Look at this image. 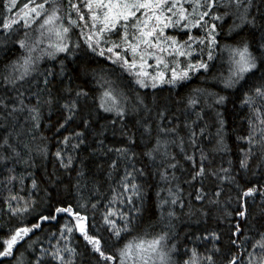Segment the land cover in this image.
<instances>
[{
    "label": "snow or ice",
    "instance_id": "obj_1",
    "mask_svg": "<svg viewBox=\"0 0 264 264\" xmlns=\"http://www.w3.org/2000/svg\"><path fill=\"white\" fill-rule=\"evenodd\" d=\"M0 53H12L0 71V129L5 133L0 137V216L8 220L0 225V264H264V0H0ZM70 59L75 67L69 71ZM45 60L55 61L59 73L40 71ZM107 65L131 78L137 87L134 101ZM65 76L79 82L77 87L65 85ZM194 76L206 86L175 101L196 116L184 123L185 137L166 106L157 107L155 90L165 85L177 89ZM208 86L238 93L247 113L241 121L245 130L236 135L239 155L235 163L227 159V166L223 156L230 147L223 114L216 111L214 135L208 134V125L198 126L202 96L211 98L209 107L229 99L208 92ZM45 112L56 113L55 122L43 125ZM100 113L112 126L121 125L123 146L106 149L115 154L107 179L118 175L107 193L99 182L92 185L93 202L80 195L81 184L87 183L75 154ZM130 115L136 117L135 132L125 123ZM44 127L60 137L52 154L58 169L54 166L40 182L33 177L26 189L27 177L16 165L30 169L36 157L48 158L51 137L43 134ZM137 132L144 144L140 152ZM177 171L187 172L186 195ZM258 173L261 180L250 179ZM153 180L154 208L148 203ZM73 190L75 204L66 198ZM233 193L235 223L227 208ZM101 196L107 201L102 211ZM257 199L254 215L248 205ZM89 211L93 219L99 213L98 224L89 226ZM183 217L228 220V246L220 245L221 235L214 229L193 236L191 248L180 245L175 222ZM157 221L165 225L160 231L154 230ZM53 222L57 231L41 240L37 233ZM79 238L82 248L73 244ZM25 245L27 262L18 247Z\"/></svg>",
    "mask_w": 264,
    "mask_h": 264
},
{
    "label": "trees",
    "instance_id": "obj_2",
    "mask_svg": "<svg viewBox=\"0 0 264 264\" xmlns=\"http://www.w3.org/2000/svg\"><path fill=\"white\" fill-rule=\"evenodd\" d=\"M25 2V0H20V3L22 4ZM73 40L76 39V36L73 35ZM222 43L226 42L222 39ZM11 47V46H10ZM12 56V53H0V71L3 70V65L6 62L4 57L5 56ZM14 58V57H13ZM67 68L70 71L72 68L75 67V65L71 62V59L66 62ZM111 71H113L114 78H118L120 84L123 86V88L128 92L129 96L132 97L134 101V92L137 90V87L134 84H131V78L127 76V74H124L121 72L119 68H116L115 66L107 65ZM216 66L220 67V62H216ZM40 71L46 72L48 70H51L55 73H59L60 68L59 65L55 61H48L45 60L40 64ZM42 79V78H41ZM65 85H70L72 88L77 87V83L79 82H70L65 76L63 78ZM206 86V82L202 78H198L197 76H194L193 79L188 82L187 85L181 86L177 89L169 90L168 86L165 85L162 88H158L155 91L158 93V100H159V107L160 105H164L167 108V115L169 119H172L174 123L180 124L181 126V135H184L186 137L187 130L183 128V125L185 122L191 123L192 120L196 119L195 114L193 113V110L188 109L185 111V105L181 103L180 105H177L175 101L182 100L183 98L187 97L191 92L193 88L201 87L204 88ZM89 88H93V91H95V88L92 84L88 85ZM140 92L148 91L149 93L152 92L151 89L143 90L140 89ZM208 92H219L222 95H228L229 99L226 101V103L222 106L214 105L213 107H209L208 105L212 104V100L210 97L202 96L200 99V104L197 106L196 111H201V114L203 116V119H201L198 122V126H204L205 124L208 125V134L214 135L216 128L214 125V120L216 116V111H220L223 114V118L226 121V130H227V143L230 147V152L223 156V160L225 161L227 159H232L233 162H236V157L239 155L238 151V145L236 143V135L237 133H242L245 130V126L241 124V121L245 118L247 115L246 110H242L239 106V100H238V93L236 95H232L228 92L222 91L219 86H208L207 87ZM207 99V103H205V100ZM147 102L151 106V95L147 97ZM89 104H91V101H89ZM179 109V110H178ZM143 112L141 111L140 116L143 117ZM153 117V120L150 122L153 123V126L155 124V111L151 114ZM106 114L100 113L99 116L96 117L93 127L87 131L86 136V143L80 147V149L77 150V153L75 154L77 156V164L80 166L79 162L82 161L83 164V171L85 173V181L87 183V187H85V184H81V196L84 199H88L91 196V199L93 202H96V197L91 195L90 189L92 188V185L94 183L99 182L100 187L102 189V192L107 193L109 184H115L117 173H113V179L108 180L107 179V171H109L108 164L110 160L115 158L114 153H108L106 151L107 148H115V147H122L123 144L121 143V137L119 135V129L121 125L112 126L107 119H102L101 117H105ZM178 117V119H177ZM57 118V114L53 113L51 116L47 112H45L44 119L42 121L43 125H48L49 120L52 122H55ZM136 117L133 115H130L128 119L125 121L127 123L128 128L132 129L134 132L136 131V128L133 126L135 122ZM106 125V126H105ZM103 127V135L98 136L97 133L101 130V127ZM197 127V131H198ZM4 129H0V137L4 135ZM43 134L46 136L51 137L48 141V149H49V156L47 159H41L39 157H36L34 160L35 167L34 168H26L24 165H16L17 172L24 174L27 179L25 180V188L29 189L31 187V179L34 177L38 180V182L46 180L47 174L51 173L53 171L54 166L58 169V161H56L54 155H52L57 147H58V140L60 139L59 136H53V133L48 130L47 127H44ZM66 134V133H65ZM22 139H26L25 137H22ZM136 139L138 144L140 145L138 148H136L137 152H140L143 150L144 144L141 140V137L139 135V132H137ZM103 140V145L99 144V141ZM0 142H2V139H0ZM36 143H40L39 140L36 141ZM204 146H207L209 141L206 139L204 140ZM60 147H63L62 145H59ZM185 147H188L187 140H185ZM103 149V150H102ZM173 151L174 154L177 155V159L181 162V164H184L185 162L182 160V154H180L179 149L173 147L170 149ZM70 151V149H68ZM191 151V149H189ZM198 155V153H197ZM221 162V157H217V163ZM145 164H147V160L144 161ZM11 166V164L9 165ZM140 164H137V167H139ZM254 167V166H253ZM60 172H63L62 169H59ZM123 171V165H121V172ZM29 173H32L31 176H29ZM177 175L181 177V184L182 187L185 190V195L188 191H190L188 185L183 184V177L187 175V172H180L177 171ZM67 179V177H65ZM250 179L252 180H261L262 177L259 175V173L255 176H251ZM153 187H150L148 189V203L150 207L154 208V202L156 200V180H153L152 182ZM41 187H43V183H41ZM227 192V188L225 189ZM25 194V193H22ZM0 195H3V193H0ZM39 196H43V192H40L38 194ZM162 195H166V192L162 193ZM34 198H37L34 196ZM66 198L71 201L73 204L76 203L77 196L75 194V190H73L72 194H66ZM225 199L227 197L225 196ZM107 201L106 199L101 196L100 197V204H101V211L102 205L105 204ZM259 199L256 200V203L253 204L251 201L249 202L248 208L249 211L254 214L258 215V205H259ZM228 211L233 213V217L231 220V223H235L237 220H239L238 217L235 216V195L233 193V202L229 205H227ZM42 210V209H41ZM177 212H179V209H177ZM92 212L89 211V226L99 222V213L95 215V219L92 218ZM31 219V218H29ZM155 220L156 218L153 217ZM7 217L6 216H0V225H3L7 223ZM60 223H63V220L60 221ZM176 223V230L179 233V241L178 243L182 246H186L188 248H191L193 246V236H200L204 234L205 229L209 230H216L221 235L220 245L226 248L228 246V237L229 232L228 229L231 226V223L228 220L220 219L217 220L215 218H208L205 220H200L199 222L196 221V218H192L189 220L187 217H183L180 221L175 222ZM240 223L243 224V221L241 220ZM165 225L163 222L157 221L155 231H160L161 228H164ZM57 231V226L55 222H53L51 225H44L43 231L38 232L37 235L41 238V240H44L45 237L49 235L50 232ZM89 231H92L91 227H89ZM188 235V239L185 240V235ZM76 236L78 237L79 234L76 233ZM83 240L82 238H79L78 240H74L73 244H78L81 248L83 247ZM200 250H203V245L199 244V242H196ZM45 247H47V241H45L44 244ZM19 247L20 252H24V259L27 262L30 259V252H26L24 247ZM184 247H181V252H183ZM19 255V253H17Z\"/></svg>",
    "mask_w": 264,
    "mask_h": 264
}]
</instances>
